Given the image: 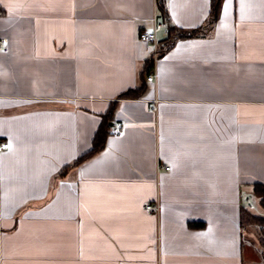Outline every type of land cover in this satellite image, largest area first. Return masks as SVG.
<instances>
[{
    "label": "crops",
    "instance_id": "crops-1",
    "mask_svg": "<svg viewBox=\"0 0 264 264\" xmlns=\"http://www.w3.org/2000/svg\"><path fill=\"white\" fill-rule=\"evenodd\" d=\"M211 1L0 0V264H264V0Z\"/></svg>",
    "mask_w": 264,
    "mask_h": 264
},
{
    "label": "trees",
    "instance_id": "trees-1",
    "mask_svg": "<svg viewBox=\"0 0 264 264\" xmlns=\"http://www.w3.org/2000/svg\"><path fill=\"white\" fill-rule=\"evenodd\" d=\"M220 2L221 0H212L211 1V9H210V14H209V20L212 23L215 19H217L218 17V12H219V7H220ZM157 7L159 9V14L162 18L163 21L166 22V26H167V30L168 32L172 33V31H175V28L170 26V23L168 21V17L166 14V8L164 6V2L163 1H159L157 4ZM202 27L199 28H195L192 30H188V31H181L179 33H177L178 37H189V36H196L199 35L200 32L202 31ZM137 95L136 90L130 89L127 91H124L120 94L121 97H130V96H135ZM111 116H112V108L109 109V111L105 114H103L101 116V122L97 128V130L94 133L93 139H92V143L90 148L84 152L82 155H80L75 161L74 164H77L81 161H83L84 159H86L87 157H89L90 155L94 154L95 152L101 150L104 145H105V141L108 135V130H109V125L111 122ZM255 193L260 196L261 198V202L262 204H264V184L262 183H256L255 184ZM258 222L261 226L264 227V217H257Z\"/></svg>",
    "mask_w": 264,
    "mask_h": 264
},
{
    "label": "built area",
    "instance_id": "built-area-1",
    "mask_svg": "<svg viewBox=\"0 0 264 264\" xmlns=\"http://www.w3.org/2000/svg\"><path fill=\"white\" fill-rule=\"evenodd\" d=\"M161 24L159 22H154L153 27L151 30H144L141 31L139 34V38L144 41L145 43H152V50L153 54L156 51V43H157V31L160 29ZM7 49V41L4 38H0V51H5ZM147 81H154L155 80V73L150 72L146 75ZM123 124H117L112 127L113 134H120L123 130ZM8 148V142L0 141V151ZM169 166H165L164 169H169ZM248 204L252 206V203L248 201ZM146 208L152 212L157 210V207L152 204H146Z\"/></svg>",
    "mask_w": 264,
    "mask_h": 264
},
{
    "label": "snow or ice",
    "instance_id": "snow-or-ice-1",
    "mask_svg": "<svg viewBox=\"0 0 264 264\" xmlns=\"http://www.w3.org/2000/svg\"><path fill=\"white\" fill-rule=\"evenodd\" d=\"M232 0H225V3L223 4V10L225 14L227 13V10L229 6L231 5ZM9 148H11V145H8Z\"/></svg>",
    "mask_w": 264,
    "mask_h": 264
},
{
    "label": "rangeland",
    "instance_id": "rangeland-1",
    "mask_svg": "<svg viewBox=\"0 0 264 264\" xmlns=\"http://www.w3.org/2000/svg\"><path fill=\"white\" fill-rule=\"evenodd\" d=\"M256 225H257V223H255ZM263 233H264V231H263Z\"/></svg>",
    "mask_w": 264,
    "mask_h": 264
}]
</instances>
